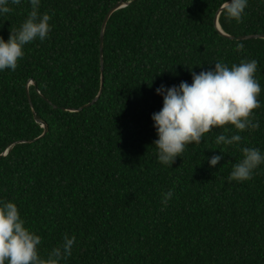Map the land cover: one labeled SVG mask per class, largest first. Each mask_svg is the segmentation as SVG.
I'll return each mask as SVG.
<instances>
[{"label":"trees","instance_id":"obj_1","mask_svg":"<svg viewBox=\"0 0 264 264\" xmlns=\"http://www.w3.org/2000/svg\"><path fill=\"white\" fill-rule=\"evenodd\" d=\"M119 1L41 0L49 38L26 45L15 71L0 72V200L15 202L41 236L42 258L75 237L61 264H264V164L249 180H227L243 148L264 152V38L223 35L215 23L223 0H123L102 63V25ZM9 6L0 15L6 41L31 11L27 0ZM245 12L240 23L221 12L224 32L264 35V3L248 0ZM241 60L257 62L261 106L252 119L260 127L232 146L216 144L223 130L214 129L171 167L159 163L156 89ZM102 77L99 99L80 110ZM220 149L224 158L210 167Z\"/></svg>","mask_w":264,"mask_h":264},{"label":"clouds","instance_id":"obj_2","mask_svg":"<svg viewBox=\"0 0 264 264\" xmlns=\"http://www.w3.org/2000/svg\"><path fill=\"white\" fill-rule=\"evenodd\" d=\"M31 6L27 19L18 31L11 32L7 41L0 36V72L15 71L24 57L26 45L49 38L52 26L51 15L41 13V0H27ZM264 3V0H260ZM22 0H0V15L11 11L9 5H20ZM248 0H223L221 12L230 20L242 22ZM243 45L234 49L243 51ZM255 60H241L229 67L223 62H215L214 67L199 73L191 72L192 83L186 81L173 86L161 85L156 94L163 97V106L151 116L157 139L158 161L171 167L178 156H182L189 145H199L205 134L214 129H222L215 137L218 145L239 144L243 137L239 134L247 129L256 130L259 122H253L254 109L259 108L258 96L261 85L255 77ZM227 126H234L235 134L227 135ZM208 159L210 167H215L224 158V150ZM243 159L233 163L228 182H243L251 179L252 173L264 164V152L258 148H243ZM169 191L164 194L162 204L172 198ZM20 210L15 202L0 200V264H61L72 254L75 237L65 235L63 244L53 248L46 259L39 255L42 238L25 226Z\"/></svg>","mask_w":264,"mask_h":264},{"label":"water","instance_id":"obj_3","mask_svg":"<svg viewBox=\"0 0 264 264\" xmlns=\"http://www.w3.org/2000/svg\"><path fill=\"white\" fill-rule=\"evenodd\" d=\"M129 3H130V1H123V0L119 1L116 5H114V6L108 11V13H107V15H106V17H105V19H104V22H103V25H102V33H101V53H102V63H103V51H104L105 30H106V27H107L108 21H109L111 15H112L115 11H117V10H119V9H121V8H123V7H125V6H127ZM220 13H221V8H220V10L218 11V13H217V15H216L215 23H216L217 28L220 30V32H221L223 35H225V36H227V37H229V38H231V39H236V40H244V39H251V38H258V37H262V38H264V35H260V34L239 35V36H235V35H229V34H227L226 32H224V30L222 29V27H221V25H220V21H219ZM102 69L104 70V65L102 66ZM33 83L36 84L35 81H33ZM103 87H104V77H102V87H101V90H100V93L98 94V96H97L93 101H91L90 103H87L86 105L82 106V107L80 108V110H82V109H84V108H86V107H90V106H92L93 104H95V102L99 99L100 95L102 94ZM34 113H35V115H36V112H34ZM43 126L45 127V132H44V134H43L42 136H44V135L47 133L48 128H49V126H48V124H47L46 122H43Z\"/></svg>","mask_w":264,"mask_h":264}]
</instances>
